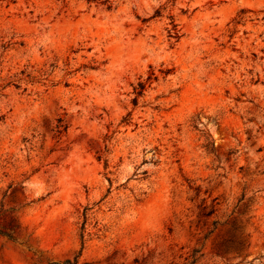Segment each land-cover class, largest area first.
Here are the masks:
<instances>
[{
  "label": "rangeland",
  "instance_id": "obj_1",
  "mask_svg": "<svg viewBox=\"0 0 264 264\" xmlns=\"http://www.w3.org/2000/svg\"><path fill=\"white\" fill-rule=\"evenodd\" d=\"M0 264H264V0H0Z\"/></svg>",
  "mask_w": 264,
  "mask_h": 264
},
{
  "label": "trees",
  "instance_id": "obj_2",
  "mask_svg": "<svg viewBox=\"0 0 264 264\" xmlns=\"http://www.w3.org/2000/svg\"><path fill=\"white\" fill-rule=\"evenodd\" d=\"M68 263V262H67Z\"/></svg>",
  "mask_w": 264,
  "mask_h": 264
}]
</instances>
